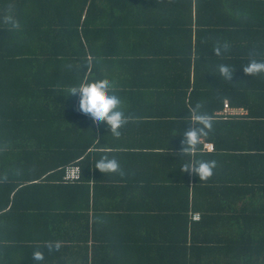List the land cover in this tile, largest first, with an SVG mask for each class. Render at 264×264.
<instances>
[{"label":"crops","instance_id":"1","mask_svg":"<svg viewBox=\"0 0 264 264\" xmlns=\"http://www.w3.org/2000/svg\"><path fill=\"white\" fill-rule=\"evenodd\" d=\"M0 11L17 52L0 63V264H37V250L40 264H244L229 246L241 240L236 181L264 172V72L243 70L264 60V0H0ZM97 79L115 81L130 117L119 137L66 94ZM196 102L213 121L196 151L216 161L206 179L178 154ZM101 155L120 170L101 172ZM69 162L85 180L63 181ZM213 227L229 233L207 249Z\"/></svg>","mask_w":264,"mask_h":264},{"label":"clouds","instance_id":"2","mask_svg":"<svg viewBox=\"0 0 264 264\" xmlns=\"http://www.w3.org/2000/svg\"><path fill=\"white\" fill-rule=\"evenodd\" d=\"M11 19V18H9ZM14 23V22H13ZM227 41L218 42L213 51L221 54V50L228 49ZM217 70L225 79H229L233 69L224 63L217 65ZM246 73L254 74L264 72V60L250 59L243 66ZM66 94H72L77 97V111L89 118L93 123L104 121L108 132L110 131L113 137L121 135V127L127 123L129 116L125 113L123 101L118 95L117 85L115 81L110 79H97L93 81H83L74 83L68 86ZM189 126L180 128L176 134L182 136V148L178 154L189 157L187 163L182 165V169H188L196 173L199 179H206L212 174V170L216 161L211 159H202L196 156L201 137L207 136L212 128L213 121L209 114L203 110L200 102L192 105L187 117ZM95 167L101 172H112L120 170L119 161L113 156L101 155L95 162ZM59 245H48V250H58ZM37 264L43 260L39 250L33 253Z\"/></svg>","mask_w":264,"mask_h":264},{"label":"trees","instance_id":"3","mask_svg":"<svg viewBox=\"0 0 264 264\" xmlns=\"http://www.w3.org/2000/svg\"><path fill=\"white\" fill-rule=\"evenodd\" d=\"M9 25L10 24L4 25L0 22V63H4L5 61H9L17 57V52L9 49V39L5 40L6 37H11V28ZM12 32L14 31L12 30ZM244 54L249 55L250 52H245ZM197 88L198 87L196 86V89ZM253 116L256 117V115H251L252 118H254ZM250 151L254 152L244 153L241 156L243 160L242 166L245 168L244 170H246V172L243 174L247 173L248 176L251 175L248 172L249 169L251 171H255L251 168L250 161L255 160L257 155H260V153L258 154L257 152L259 151V148H252ZM255 173L259 174L261 177L256 179L244 177L242 178L243 180L241 179L236 181V189L238 193L235 195V199L238 200L239 203L241 201V207L238 206L235 212L237 218L240 220L238 225L241 228L242 241L240 239L236 242L231 241L230 246L228 245L232 250L237 251L239 255L241 254L243 256L244 264H264V172H261L259 169H257ZM81 180H85V177L83 179L82 176ZM240 182L242 183L241 187L238 185ZM258 193L261 194L258 195ZM257 201L261 205L256 206L254 203ZM199 214V219H201L202 214ZM222 229V227H219L218 229L213 227L206 233L207 238L204 240V244L206 245L204 246L207 249L218 247L220 245L218 242L222 240H218V238L220 239V237L224 236V234L229 233L228 229Z\"/></svg>","mask_w":264,"mask_h":264},{"label":"built area","instance_id":"4","mask_svg":"<svg viewBox=\"0 0 264 264\" xmlns=\"http://www.w3.org/2000/svg\"><path fill=\"white\" fill-rule=\"evenodd\" d=\"M225 107H229V103H225ZM204 147L210 150L214 149V145L211 142H206L204 144ZM82 179V168L81 165L78 163H69L64 167V173H63V181L65 182H75L80 181ZM194 219H199L200 214L195 213L193 216Z\"/></svg>","mask_w":264,"mask_h":264}]
</instances>
